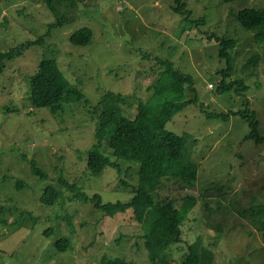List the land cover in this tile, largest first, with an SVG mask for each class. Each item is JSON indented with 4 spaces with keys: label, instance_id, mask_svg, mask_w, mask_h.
<instances>
[{
    "label": "rangeland",
    "instance_id": "374dc122",
    "mask_svg": "<svg viewBox=\"0 0 264 264\" xmlns=\"http://www.w3.org/2000/svg\"><path fill=\"white\" fill-rule=\"evenodd\" d=\"M181 5L183 14L175 9ZM54 6L70 21L47 36L57 16L44 0H0V52L45 38L0 73V264H104V258L152 264L143 238L147 220L139 222L132 208L111 216L71 187L105 203L131 201L137 163L116 159L104 142L120 168L88 170L97 108L108 92L121 93L125 115L134 118L167 60L194 77L202 105H188L166 126L191 135L186 160L199 166L194 185L164 179L158 192V200L176 207L188 196L198 199L182 241L166 254L179 264L200 238L201 264H264V143L245 139L250 126L235 114L247 105L255 110L264 136V42L238 20L240 10L264 8V0H55ZM82 28L94 33L86 46L71 42ZM217 38L236 40L227 82L243 80L247 91L218 92L228 64ZM43 58H55L87 99L57 113L34 106L31 78ZM215 113L229 118L208 117ZM32 161L46 178L33 173ZM48 186L62 193L53 206L41 202ZM62 238L70 240L68 251L55 246Z\"/></svg>",
    "mask_w": 264,
    "mask_h": 264
},
{
    "label": "trees",
    "instance_id": "16d2710c",
    "mask_svg": "<svg viewBox=\"0 0 264 264\" xmlns=\"http://www.w3.org/2000/svg\"><path fill=\"white\" fill-rule=\"evenodd\" d=\"M48 7L55 12L57 20L50 24L47 36L51 32L69 22L70 18L60 16L54 6L55 0H44ZM233 2L236 0H225ZM180 4V0H177ZM183 5L175 7L176 12L183 14ZM238 20L242 27L256 32V38L264 42V8L247 7L239 11ZM94 33L90 28H82L71 36L75 45L86 46L91 43ZM220 41L221 57L227 59L228 69L222 70V80L218 84V92L225 94L235 89L238 93L247 91L249 87L243 80L227 82L232 70V57L228 50L236 44L235 40L217 38ZM45 44V38L22 43L6 52H0V73L6 63L21 57L27 50L34 46ZM164 70L151 86L152 96L147 101L140 102L138 112L130 119L125 115L124 105L127 100L121 93L108 92L100 101L97 108L100 126L96 131L97 143L92 146L88 155V170L94 175H101L108 166H117L116 163L103 151L104 142L107 143L113 157L124 162L139 165V183L134 188L131 201L105 203L97 194L89 197L80 188L72 186L76 196L86 201L95 202V206L111 216L124 213L130 208L134 209L136 219L146 223L144 233V246L152 264H173L166 251L172 243L182 241V225L190 212L195 208L198 199L188 196L181 207H176L172 200H158V192L165 187L164 179H174L180 184L194 185L198 179L199 166L197 163L186 160L185 148L191 139L189 133L182 135L169 131L167 124L191 104L202 105L199 100L198 89L192 75L184 74L170 61H162ZM187 93L193 94L188 97ZM85 93L72 83L60 70L55 58H43L37 72L31 78V102L37 107H48L53 113L62 110L65 104L80 103L85 101ZM236 115L248 122L250 132L245 139L264 143V136L260 135V121L255 110H250L247 105ZM210 118H229L225 114H208ZM32 171L41 178L46 174L32 161ZM24 184L20 183L19 186ZM62 198V193L54 186L46 187L41 202L53 206ZM264 213V212H263ZM73 229V224L70 223ZM49 234V232H48ZM61 252L68 251L70 240L60 239L56 245ZM201 239L189 245V252L185 260L179 264H201L202 253ZM104 264H133L124 259H103Z\"/></svg>",
    "mask_w": 264,
    "mask_h": 264
},
{
    "label": "bare ground",
    "instance_id": "6f19581e",
    "mask_svg": "<svg viewBox=\"0 0 264 264\" xmlns=\"http://www.w3.org/2000/svg\"><path fill=\"white\" fill-rule=\"evenodd\" d=\"M236 41V40H235Z\"/></svg>",
    "mask_w": 264,
    "mask_h": 264
}]
</instances>
